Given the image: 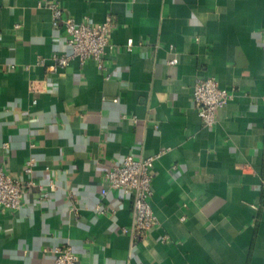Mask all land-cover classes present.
<instances>
[{
    "label": "crops",
    "instance_id": "0c3cea01",
    "mask_svg": "<svg viewBox=\"0 0 264 264\" xmlns=\"http://www.w3.org/2000/svg\"><path fill=\"white\" fill-rule=\"evenodd\" d=\"M47 1L116 27L104 70L50 73L37 62L71 52L64 26L44 0H0V166L23 182L0 211V264H54L67 246L78 264H264V0ZM199 78L232 91L213 128ZM129 155H159V223L136 244L132 199L104 179Z\"/></svg>",
    "mask_w": 264,
    "mask_h": 264
},
{
    "label": "built area",
    "instance_id": "2783aa9c",
    "mask_svg": "<svg viewBox=\"0 0 264 264\" xmlns=\"http://www.w3.org/2000/svg\"><path fill=\"white\" fill-rule=\"evenodd\" d=\"M52 11V22L54 26L62 24L67 35V45L71 52L69 54L55 55L53 64L47 66L45 60H38L37 64L47 67L48 72L58 73L65 69L71 61L79 60L85 64L88 60L97 62L99 70H104V56L110 48V34L116 27L114 20L109 16L102 24L89 22L78 23L73 18L64 20L63 10L58 3H50L44 0ZM133 40L127 43L128 50L133 47ZM177 60H171L170 65L174 66ZM16 69V66H12ZM27 66L26 70L29 71ZM31 91L37 92L35 83L30 84ZM232 98V91L223 89L218 85L215 78H199L196 81L193 93V103L198 111L199 117L204 126L213 128L217 124L218 111L223 108ZM117 101V100H115ZM37 103V100L34 101ZM159 155L150 158H135L132 155L125 157L119 164L115 165L104 175L105 182L113 190L121 192L132 199L133 221L130 228H123V233L128 234L136 244L147 237L149 231L154 228L159 220L152 210L150 199L153 196L152 190V168ZM35 160L32 158L25 170L31 175ZM101 194L106 196L108 191L103 189ZM23 198V182L8 173L3 166H0V211L17 210L21 207ZM98 213H104L99 205L96 208ZM185 217L182 218L184 220ZM56 259L54 264H78L79 257L72 248L58 247L53 250Z\"/></svg>",
    "mask_w": 264,
    "mask_h": 264
}]
</instances>
